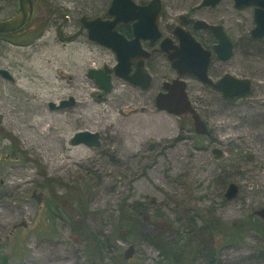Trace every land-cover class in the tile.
<instances>
[{"label":"rangeland","instance_id":"374dc122","mask_svg":"<svg viewBox=\"0 0 264 264\" xmlns=\"http://www.w3.org/2000/svg\"><path fill=\"white\" fill-rule=\"evenodd\" d=\"M162 1L174 18L191 12L224 28L235 45L220 75L250 79L252 92L224 101L196 85L189 97L209 132L198 139L188 116L154 108V93L114 78L103 94L86 76L114 65L79 24L82 16H102L109 0H32L30 22L0 39V69L13 79L0 78V252L7 264H166L151 243L120 229V208L131 214L130 206L170 240L174 264H264L259 234L222 237L264 207V41L249 37L252 10L236 11L231 0L198 10L201 0ZM16 9V0H0V21ZM66 97L74 106L48 109ZM80 131L97 133L99 147L70 146ZM228 182L238 194L226 202ZM72 225L91 232L98 248Z\"/></svg>","mask_w":264,"mask_h":264},{"label":"water","instance_id":"95a60500","mask_svg":"<svg viewBox=\"0 0 264 264\" xmlns=\"http://www.w3.org/2000/svg\"><path fill=\"white\" fill-rule=\"evenodd\" d=\"M232 7L236 11L252 10L253 28L249 31L251 40L264 41V0H231ZM17 9L15 13L0 21V35L11 36L21 31L31 20L33 13L32 0H16ZM219 0H201L199 8H214ZM159 0H151L145 6H137L131 0H110L106 9V16L111 22L103 21L98 17L86 19L81 17L79 24L85 32V38L88 42L94 43L103 48L109 49L115 56L116 64L112 69V74L117 79L127 82L130 85H136L145 89L148 85V76L139 73L142 84H137L133 77H127L129 61L137 54L138 46L136 42L142 33H151V39L156 40L159 34L156 29V21L159 13ZM135 21L132 26L134 40L126 43L115 31L117 23L124 24ZM192 22L195 30H208L216 39V44L212 46L211 51L202 49L199 44L186 32L178 30L175 33L178 45L161 48L164 58L170 68L178 76H191L201 84L212 88L224 99L236 97H246L251 93L252 83L249 79H238L230 75H223L218 81L212 82L208 79L206 73L210 64L211 52L219 61L225 62L232 57V43L230 38L224 33L219 25H210L202 20H188ZM149 23V24H148ZM162 46V45H161ZM132 48V49H131ZM111 70L104 68L90 69L86 76L91 79L101 93L106 94L111 90L110 84ZM0 78L12 82V77L5 70L0 69ZM165 93L155 96L153 106L157 111L175 117L188 116L192 123L193 132L196 135H206L207 128L198 114L190 106L186 94L185 84L179 79H174L169 84L164 85ZM74 100L70 97L67 100L58 102L57 105L48 103L49 110H61L70 108L74 105ZM70 146H84L88 149L99 147V135L88 131H80L73 134L69 140ZM214 159L221 157L222 152L218 149L212 150ZM238 187L234 183H229L223 193V198L231 201L236 198ZM254 216L264 222V207L256 210ZM145 222V218L143 219ZM133 253V245L127 247L123 253V259L128 260Z\"/></svg>","mask_w":264,"mask_h":264},{"label":"flooded vegetation","instance_id":"af4514ba","mask_svg":"<svg viewBox=\"0 0 264 264\" xmlns=\"http://www.w3.org/2000/svg\"><path fill=\"white\" fill-rule=\"evenodd\" d=\"M131 1H132V3H134L137 6H145L151 0H131ZM109 2H110V0H109ZM109 2L107 4V7L109 5ZM198 5H197V7H195L196 10L200 9L198 7ZM107 7H106V9H107ZM158 8H159V13H158L157 21H156V29H157V32L159 34L158 39H156V40L151 39V33L150 32L149 33H147V32L142 33L136 42V45L138 46L139 50L137 51V54L129 61V64H128L127 77H133L134 76L133 78L135 79L137 84H142V79H141V76L139 73H144L148 76L147 87L145 89H142L139 86L130 85L125 81H122L120 79H118V80H120L123 84L128 85V86L138 90L139 92H149L150 91V92L154 93V98H155L156 95L161 94V93H163V94L165 93V90L163 88L165 84L171 83V81L174 79H179L182 82H184V84H185L184 90H185L187 100H188L190 106L192 107V109L196 113H197L196 107L194 106V103L191 101V98L189 97V92L194 91V89H196V85H198L202 89H208L211 93L215 94L221 100H224V101H231L234 99L242 98V97H236V98H232V99H224L219 93L215 92L212 88L201 84L195 78L188 76V75L178 76L177 73L170 68L169 64L167 63L166 59L164 58V54L160 50L162 47L166 48L167 46H177L178 45V40H177V37L175 35V33L178 32V30H181V31L188 33L193 38V40L199 44V46L202 49L208 50V51H211L212 46L216 44V39L206 29H204V30L193 29L192 22H188V20H190V19L191 20H199V19H196L192 15L191 12H188V13L180 15V16H176L174 18V16H172L171 13L169 12L168 6L165 5V3L162 0H159ZM106 9H105V12L102 16H94L91 18L98 17L103 21L111 22V19L106 16ZM82 17H85V16H82ZM85 18L91 19V18H87V17H85ZM134 23H135V21L124 23V24L117 23L115 25L114 31L119 36H121L122 39L126 43H131L134 40L133 31H132V26ZM210 25H218V24H210ZM219 26H221V25H219ZM223 30H224V28H223ZM224 33L230 38V41L232 43V52H233L235 43L233 42V40L231 39V37L229 36V34L225 30H224ZM89 43H91V42H89ZM91 44L98 46L94 43H91ZM98 47H101V46H98ZM101 48H103V47H101ZM103 49L110 52L112 57H113V60H114V65H112L110 68L103 66L100 69V70H102L104 68H107V69L111 70V73H110V84H111L112 80L114 78L117 79L112 74V69L116 64L115 56L112 54V52L109 49H106V48H103ZM232 55H233V53H232ZM229 60H227L225 62L219 61L215 58L214 54L211 52L210 64L208 66L207 73H206L208 79L211 80L212 82H216L223 75H226V74L230 75L234 78H238V77H235V76H233L229 73H226V72L222 73L220 75V71L224 68V66L226 65V63ZM168 72H170V74H172V76H169V78H166L165 73L167 74ZM238 79H247V78H238ZM191 82H194L195 86L193 84L192 85L189 84ZM251 83H252V89H253V82L251 81ZM93 84H94V82H93ZM251 92H252V90H251ZM68 98H70V97L63 98L62 100H67ZM62 100H60V101H62ZM153 101H154V99H153ZM208 134H209V132L207 130L206 135L200 136V135L195 134V137L196 138L198 137V139H199L202 137H207ZM213 149H215V148H213ZM213 149L210 150V154L214 159V155H212ZM221 159H222V155H221V157L214 159V160L218 161ZM229 183H231V182H228L226 184V186ZM226 186L224 187V189L221 193V197L224 201L229 202L223 198V193H224ZM253 217L257 218L256 216H254V213H253ZM257 219H259V218H257ZM259 220L261 222H263L261 219H259ZM143 222H144V220H143ZM144 223L146 224V222H144Z\"/></svg>","mask_w":264,"mask_h":264},{"label":"trees","instance_id":"16d2710c","mask_svg":"<svg viewBox=\"0 0 264 264\" xmlns=\"http://www.w3.org/2000/svg\"><path fill=\"white\" fill-rule=\"evenodd\" d=\"M11 36H1V40H8ZM254 41V40H253ZM15 157H19L17 152L14 155ZM53 205V202L49 201V203L46 201V206L48 207V210H50L49 207ZM132 209L131 214H126V210L123 208H120V211L118 213V225L121 228H123L128 233V237L135 239L138 235V237L143 238V240L151 243L155 248L159 250V252L164 254L165 262L166 264H174V259L177 257V253L175 252V247L171 244L170 240L165 238L164 235L158 234L156 232V229L153 226L146 225L143 220L140 219V212L137 210V207L130 206ZM70 217V216H69ZM48 224L49 222L46 221ZM264 225V224H263ZM79 225H72L71 230L72 232H77V234H80V237L87 241V239H90V245H94V247L98 248V240L94 235L88 231V236H85L83 232L80 231ZM253 231L260 236L264 238V227L261 226V222L257 218H248L245 221H242L236 225V228L234 230H229L227 232H224L223 238L227 239V241L231 242L243 235V232L250 233V231ZM237 236V237H236ZM169 242L170 244H168ZM209 258H213L212 253L210 252ZM170 257V258H169ZM173 258V262L172 259ZM9 259V256H4L0 252V264H7V261Z\"/></svg>","mask_w":264,"mask_h":264}]
</instances>
